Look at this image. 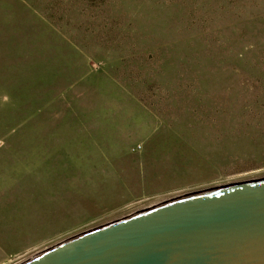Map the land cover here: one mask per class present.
Listing matches in <instances>:
<instances>
[{
    "label": "rangeland",
    "instance_id": "rangeland-1",
    "mask_svg": "<svg viewBox=\"0 0 264 264\" xmlns=\"http://www.w3.org/2000/svg\"><path fill=\"white\" fill-rule=\"evenodd\" d=\"M264 180V0H0V264Z\"/></svg>",
    "mask_w": 264,
    "mask_h": 264
},
{
    "label": "water",
    "instance_id": "water-1",
    "mask_svg": "<svg viewBox=\"0 0 264 264\" xmlns=\"http://www.w3.org/2000/svg\"><path fill=\"white\" fill-rule=\"evenodd\" d=\"M207 192L73 236L22 264H264V180Z\"/></svg>",
    "mask_w": 264,
    "mask_h": 264
},
{
    "label": "bare ground",
    "instance_id": "bare-ground-1",
    "mask_svg": "<svg viewBox=\"0 0 264 264\" xmlns=\"http://www.w3.org/2000/svg\"><path fill=\"white\" fill-rule=\"evenodd\" d=\"M213 189H211V190H209V191H212ZM202 192V191H201ZM203 193H209V192H207V190H205V191H203ZM189 195H192V193L191 194H187V195H185V196H182V197H186V196H189ZM181 198V197H180ZM36 256V255H35ZM32 259V258H31ZM30 260V259H29ZM28 261V260H27Z\"/></svg>",
    "mask_w": 264,
    "mask_h": 264
}]
</instances>
